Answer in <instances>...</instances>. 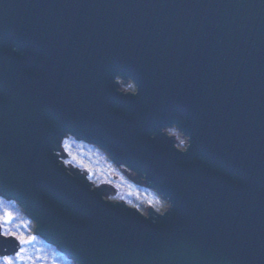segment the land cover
I'll return each instance as SVG.
<instances>
[{
    "label": "water",
    "instance_id": "95a60500",
    "mask_svg": "<svg viewBox=\"0 0 264 264\" xmlns=\"http://www.w3.org/2000/svg\"><path fill=\"white\" fill-rule=\"evenodd\" d=\"M114 72L137 79L141 112ZM181 119L188 153L140 137ZM66 129L145 170L183 220L68 176L52 154ZM198 155L216 168L177 161ZM0 191L78 264H264V0H0Z\"/></svg>",
    "mask_w": 264,
    "mask_h": 264
},
{
    "label": "clouds",
    "instance_id": "9594fccd",
    "mask_svg": "<svg viewBox=\"0 0 264 264\" xmlns=\"http://www.w3.org/2000/svg\"><path fill=\"white\" fill-rule=\"evenodd\" d=\"M111 82L115 85L113 91L118 95L135 97L140 94V85L132 74L114 72L111 76ZM158 137L170 140L171 148L179 153L187 152L192 143L190 133L186 132L176 120L163 123L158 126L155 131L149 132V138L156 139ZM76 140L86 141L91 145H94L98 151L106 153L113 161L116 162V160L113 159L112 155L105 147L84 137H78L77 134L70 129L64 130L62 135L59 137L58 143L53 146L52 154L56 157L58 165L63 167L68 176L78 174L88 183L90 191L98 189L94 188L93 184L98 185L101 177L107 179L108 175L112 174L111 168L109 167L103 170L100 168L94 169L90 164L86 163L83 156H91L95 155V153H82L79 144L75 143ZM71 145H74V147ZM61 149H63L68 158L60 155ZM117 164L126 165L125 163ZM85 171L88 173L87 175L84 174ZM134 179L142 181L147 188L155 189L148 186L145 175L137 174L134 176ZM109 183H111V181H109ZM117 187H120V185H117ZM112 198H116L117 201H119L123 199V196L119 194L114 196L104 195L103 193L100 195V199L102 201H108ZM128 203L131 204V201H128ZM147 203L150 206L149 209H151L153 213L159 215H161V213H165L166 209L169 208V205L172 204L171 200L165 196L162 199H148ZM132 206H134L133 208H137V211H140L137 205ZM21 212L26 213V210L18 199L9 197L6 192L4 195L0 196V238L7 239L9 237H13L16 239L17 243L20 241H26L23 247L17 248L14 252L9 251V249L12 248L10 243L0 242V245L5 246L3 251L0 252V264H46L43 259H40L39 261L33 259V249L28 246L32 244V242L36 239V236L31 230H29L26 235L25 232L21 231L18 226L31 225L36 231L37 227L31 216L27 213L25 218L21 219ZM149 215L150 212L148 210L147 215L144 216V218H148ZM52 244L57 247L55 243ZM36 251H39V249H36ZM48 264H58V262L56 260H52L48 262ZM67 264H75V261L69 257Z\"/></svg>",
    "mask_w": 264,
    "mask_h": 264
},
{
    "label": "bare ground",
    "instance_id": "6f19581e",
    "mask_svg": "<svg viewBox=\"0 0 264 264\" xmlns=\"http://www.w3.org/2000/svg\"><path fill=\"white\" fill-rule=\"evenodd\" d=\"M13 42H14V40L9 41L8 42L9 46L11 45V43L13 44ZM12 47H13L12 51L17 53V55H23L24 54V49L23 48L21 49L18 46H15V47L12 46ZM38 54H39V52L34 53V56H37ZM32 66H33V62H30L28 69L33 70ZM2 97L5 98V95H2ZM133 98L136 100V105H137L136 112H141L142 111V109H141L142 108V103H143L141 95L139 94L138 96H135ZM107 105L110 108L111 112H115L116 114H121V115H123L125 117L128 116V117L132 118V112L126 111L119 102H117V101L114 102L113 101V102L108 103ZM177 122L180 125H182L184 120H182V119L181 120H177ZM10 128L13 129L14 131L17 130V127L15 126L13 121L10 122ZM140 137H146L149 144L155 143L156 144V148H160L161 144L163 142V140L161 138H158V139L157 138L156 139L149 138V135L144 133L143 131L140 132ZM193 141L194 140L192 139L191 146L193 144ZM177 161L181 162V163H184L186 165H189L193 161H198V162H200V165L203 168H208V169L216 168V165L213 163V160L210 159V158H206L204 155H198V156H195V157H183V156L181 157L180 156L177 159ZM135 166H136V164L133 165L132 168L134 169ZM142 172L147 175V172L145 170H143ZM222 172H224L229 177L235 178V176L233 174H231L229 171L223 170ZM74 178L77 179L78 181H80L78 177H74ZM80 182L82 183V181H80ZM164 196L171 200L172 208L168 212H166L163 216H161V220H160V222L157 225H166V226H168L171 220H176V219L183 220L184 216L180 215L178 213V211H177V207L174 206L173 197L170 194H164ZM112 206L114 208H116V209H120V208H118V206L116 204H113ZM73 210L76 211L75 209H73ZM73 218L75 219V216ZM78 220H87V218L85 216H83L81 219H78ZM46 239L48 241L52 242V243H55L57 245V247H59L60 249L65 250V246L63 245L61 239L55 238L53 235L51 237L47 236Z\"/></svg>",
    "mask_w": 264,
    "mask_h": 264
},
{
    "label": "rangeland",
    "instance_id": "374dc122",
    "mask_svg": "<svg viewBox=\"0 0 264 264\" xmlns=\"http://www.w3.org/2000/svg\"><path fill=\"white\" fill-rule=\"evenodd\" d=\"M58 138H59V135H58V137L56 136V143L55 144L58 143ZM108 158L110 161H112L109 156H108ZM108 163L109 162H107L105 160L101 161V165L107 166L108 168L110 167L111 171H112L111 175L114 174L116 176H115V178H112V179L111 178L104 179L101 177L100 183L98 185L93 184L94 188H98V189H95V191L99 192L100 195H101V193H103L104 195H113V196L119 194V195L123 196V199L116 201V202L128 204L130 206L137 205L138 208L140 209V211H142L143 213H145V210L146 209L148 210L150 207L147 203L148 199L161 198L156 194L155 189H150L147 187L146 188L140 187L143 185V183H142V181H137L136 179H134V176L131 175V173H134V171L131 168H127L125 166V170L124 169L122 170V171H125V173H126L125 176L131 178V180H129L127 177H125L123 175V173L120 172V169L115 168V164L117 167L118 166H124V165H120V164H117L114 162L110 163V164H108ZM76 176H78L80 179H82L84 181L82 176H80L78 174ZM108 176H110V175H108ZM109 181H111V183H109ZM132 181H136L137 185H134L132 183ZM147 183H148V181H147ZM117 185H120V187H117ZM148 186H149V183H148ZM127 200L128 201L133 200V204L132 203L129 204ZM108 201L112 202L111 200H108ZM135 209H137V208H135ZM3 248L4 247L2 245H0V252L3 251Z\"/></svg>",
    "mask_w": 264,
    "mask_h": 264
},
{
    "label": "trees",
    "instance_id": "16d2710c",
    "mask_svg": "<svg viewBox=\"0 0 264 264\" xmlns=\"http://www.w3.org/2000/svg\"><path fill=\"white\" fill-rule=\"evenodd\" d=\"M75 143L79 144L80 149L82 150V153H89V152L95 153V155H91V156L85 155V156H83V159L85 160V162L90 164L94 169L95 168H100V169L103 170V169H107L108 168L107 166L101 165V161L102 160H105V161L109 162L108 164L113 163L112 161L109 160V158L106 155V153H104L102 151H98L94 145H91L88 142L79 141V140H76ZM71 146L74 147V145H71ZM60 155L64 156L65 158H68L66 156V154L64 153L63 149L60 150ZM115 168L120 169V172L123 173L124 176L126 175V173L124 171H122L123 170L122 166L121 167H117L115 165ZM85 174L87 175L88 173L85 171ZM115 176L116 175L113 174V175L108 176V178L112 179V178H115ZM125 177H127V176H125ZM127 178L129 180H131V178H129V177H127ZM132 183L134 185H137L136 181H132ZM140 187L146 188L144 184L142 186H140ZM131 201H132L131 203L133 204V200H131ZM20 216H21V219H23V218H25L26 215L23 212H21ZM18 227H20V230L24 231L26 235L28 234L29 230L32 231V226L31 225L18 226ZM35 236H36V239L32 242L31 245L28 246V247H31L33 249L32 255H33V259L34 260L39 261L40 259H43L46 262V264H48V262H50L52 260H56L58 262V264H67V260L69 258L65 254L60 252L54 245L44 241L42 238H40L37 235H35ZM19 247L20 246L17 243V248H19ZM36 249H39V251H36Z\"/></svg>",
    "mask_w": 264,
    "mask_h": 264
},
{
    "label": "snow or ice",
    "instance_id": "6c2138e0",
    "mask_svg": "<svg viewBox=\"0 0 264 264\" xmlns=\"http://www.w3.org/2000/svg\"><path fill=\"white\" fill-rule=\"evenodd\" d=\"M137 174H138V173H137L136 171H134V175H137ZM142 175H144V174H142ZM155 190L161 195L162 198L164 197L163 192L157 190L156 188H155ZM4 193H5L4 191H0V196L4 195ZM111 201H112L113 204H116V203H117V202H116V201H117L116 198H112ZM105 202H106V201H105ZM132 207H134V206H132ZM171 208H172V204L169 205V208L166 209L165 213L168 212ZM138 212H139V211H138ZM165 213H161V216H163ZM139 215H140L141 217H144V216L147 215V213H140ZM31 218H32V220L35 222L36 227H37V229H38V227L40 226V222H39V217H38V215H33V216H31ZM9 238H11V239H9ZM9 238H7V239H3V238H2V239H0V242H2V243H10L11 246H12V248L14 249V248L17 246V241H16V239L13 238V237H9ZM24 243H26V241H20L18 244H19L20 247H23ZM6 259H7V258H6ZM72 259L75 261V264H78V261H77L76 259H74V258H72Z\"/></svg>",
    "mask_w": 264,
    "mask_h": 264
}]
</instances>
